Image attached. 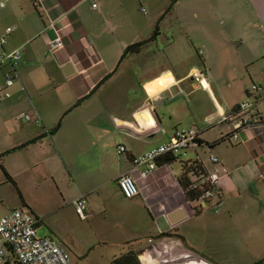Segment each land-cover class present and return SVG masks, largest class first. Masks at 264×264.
Instances as JSON below:
<instances>
[{
    "label": "crops",
    "instance_id": "obj_1",
    "mask_svg": "<svg viewBox=\"0 0 264 264\" xmlns=\"http://www.w3.org/2000/svg\"><path fill=\"white\" fill-rule=\"evenodd\" d=\"M138 2L0 0V34L9 27L14 30L4 47L0 45V55L4 50L21 53L16 70L0 64V95L10 92L0 102V154L11 151L3 157L4 173L12 182L20 175L50 178L63 206L76 213V201L84 196L86 220L88 212H99V206L115 196L124 200L129 209L114 207L113 212L144 222L149 229L148 245L136 248L139 254L159 246L160 255L165 249L160 244L170 240L169 246H178L190 258L186 264H228L239 246L247 245L255 249V264H263L264 130L248 128L236 140H224L235 130L229 122L217 124L222 114L231 115L252 95V86L245 85L234 109L226 106L224 97L221 105L203 57L192 61V51L197 49L194 41L175 39L171 47L154 50L162 36L160 21L169 13L179 17L180 2L174 6L172 0L168 9L164 4L151 8L154 13L147 24L136 20L137 11L144 13ZM258 17L262 20L263 15ZM58 38L64 46L52 50ZM140 42L147 43L125 55L129 46ZM15 71L19 78L7 88L6 74L15 75ZM254 71L248 70L252 78L261 77L253 84H264V69ZM194 72H203L207 84L194 81ZM200 92L216 106L201 125L194 115L199 99L192 100ZM254 101L253 110L263 113L264 96ZM210 115L218 116L215 125H208ZM184 126L201 132L198 148L174 162L159 161L148 177L133 170L136 157L169 141ZM121 146L125 153H119ZM211 155L219 158L218 164L210 161ZM183 161H200L208 170L220 171L218 197L189 203L179 181ZM125 174H132L140 188V194L131 199L119 185ZM221 207L225 210L218 218ZM24 210L39 220V230L42 220L32 209ZM44 233L41 237H52L62 246L76 245L74 237L61 239L52 227ZM165 233L171 236L161 238ZM242 251L241 255L250 253Z\"/></svg>",
    "mask_w": 264,
    "mask_h": 264
},
{
    "label": "rangeland",
    "instance_id": "obj_2",
    "mask_svg": "<svg viewBox=\"0 0 264 264\" xmlns=\"http://www.w3.org/2000/svg\"><path fill=\"white\" fill-rule=\"evenodd\" d=\"M263 1L176 0L174 6L180 2L178 7L180 16L178 17L176 12L169 13L160 21L159 29L162 36L158 42L159 46L154 50H158V47H171L176 43L175 39L177 42L194 41L197 49L192 51V61L194 58L200 61L203 57L206 73L216 92V98L222 105L224 97L226 106L234 109L240 102L245 85L252 86L253 81L260 82V74L252 78L248 70L254 68L255 71L258 69L261 72V69H264ZM151 2L152 4L150 0L149 3L146 1L140 3L139 0V7H143L145 11L142 14L136 12L138 23L147 24L151 14L154 13L151 8L154 10L160 4L167 7L172 0H151ZM259 13L263 15L262 20L258 17ZM154 25L157 26L158 23L155 22ZM174 33H178L175 38ZM199 48H202V56ZM253 61H256V64L250 65L249 63ZM206 84L204 81V85ZM182 87L185 88V85ZM180 97H183V94ZM197 99L199 102H196L194 115L201 125L206 114L211 113L216 106L201 92L192 97V100ZM210 116L208 125L212 123L215 125L218 116ZM232 126L234 128L233 123ZM213 130L211 132H216L217 129ZM218 130H221V127ZM226 143L230 144V142ZM207 152L209 157V151ZM203 157H205L204 153ZM16 179L14 182L9 180L0 167V216H5L18 208L32 209L43 223L38 230L40 236H45L44 232H49V228L52 227L61 239H70L71 236L75 238V246H63L69 252L73 264H112L116 257H120L131 248L148 245L150 233L149 229L144 227V222L138 223L113 212L114 207L129 209L128 204L117 196L115 199H110L108 204L99 206V212L92 215L88 212V220L83 221L75 211L63 206L61 193L50 178L43 175H20ZM224 210L222 207L217 210V215H220L218 218H221ZM211 214L215 213L212 211ZM170 243V240H166L160 244L165 247L164 251H160L162 258L160 264H186L190 258L185 257V253L178 246H169ZM222 247L227 252V247ZM234 247L232 246L230 250L232 251ZM243 249H248L250 253L241 255ZM254 250L253 247L251 250V246H239L237 254L231 255L233 259H228V264L230 261L231 264H255L257 261L253 260ZM239 256L241 258H237ZM216 259L213 260L214 263Z\"/></svg>",
    "mask_w": 264,
    "mask_h": 264
},
{
    "label": "built area",
    "instance_id": "obj_3",
    "mask_svg": "<svg viewBox=\"0 0 264 264\" xmlns=\"http://www.w3.org/2000/svg\"><path fill=\"white\" fill-rule=\"evenodd\" d=\"M93 8H98L97 2L93 3ZM13 31V28L9 27L3 34H0V45L2 47L7 43L8 36ZM63 46V40L58 38L51 44V49L56 50ZM20 59L21 53L19 50L12 52L4 50L0 55V64L16 70ZM17 78H19L18 73L15 75L10 72L7 73V88L13 86ZM193 79L201 86H204V81L206 82L203 72H194ZM251 91L252 95H249L246 100L239 104L240 110L237 116L222 114L220 121L217 122V124L227 122L234 124L235 131L225 137L227 140H236L239 134L248 128L261 127L264 130V112L257 113L253 110L255 104L253 96H264V84H253ZM9 97L10 92H4L0 95V102ZM24 117L30 119L28 115ZM201 143V132L198 129H177L169 141L142 156L136 157L133 160V170L139 171L142 177H148L157 170L161 158L173 156L181 159L187 151L198 148ZM118 151L119 153H125L127 149L121 146ZM210 161L213 164H218L220 160L216 155H211ZM197 162H199V165L195 167V175L189 188L197 189V200H212L219 195L221 187L220 171H210L202 162ZM119 185L124 196L128 199L140 194L139 185L132 174L123 175L119 179ZM86 206L87 200L84 196L77 199L76 211L83 220L87 219ZM38 225L39 220L24 209H15L8 215L0 216V264H73L69 252L62 245L52 237L39 236ZM157 253V246L153 247L151 253H141L139 255L141 264H160L159 261L162 258Z\"/></svg>",
    "mask_w": 264,
    "mask_h": 264
},
{
    "label": "trees",
    "instance_id": "obj_4",
    "mask_svg": "<svg viewBox=\"0 0 264 264\" xmlns=\"http://www.w3.org/2000/svg\"><path fill=\"white\" fill-rule=\"evenodd\" d=\"M176 2V0H173V4ZM147 42H140L137 44H133L131 46H129L126 51H125V55L128 53H136L140 50V48L145 45ZM254 97H258V96H254ZM253 97V98H254ZM255 102V101H254ZM239 105L238 107H236L234 109V111L232 112V114L234 116H237L239 113ZM258 113V112H257ZM228 123V122H227ZM231 123V122H229ZM232 124V123H231ZM224 140H226V138H224ZM6 152L4 154H0V167L4 170L3 167V157L7 154L10 153ZM178 160L177 158H174L173 156H165L163 158L160 159V162H167V163H171ZM199 165V162L194 161V162H189V161H183V168H184V173L183 176L180 178V184L182 185V188L185 192V195L187 197V199L191 202V201H195L197 200L198 197V192L197 189L195 188H189L191 186L192 183V179L193 176L195 175V167ZM5 172V170H4ZM6 173V172H5ZM6 176L8 177V179L11 180V178L8 176V174H6ZM12 181V180H11ZM171 234L170 233H165L162 234V237H170ZM139 251L137 249H133L131 248L128 252H126L125 254L121 255L120 257H116L113 261L112 264H141V259L139 256Z\"/></svg>",
    "mask_w": 264,
    "mask_h": 264
}]
</instances>
